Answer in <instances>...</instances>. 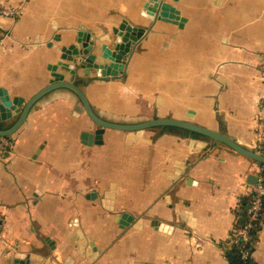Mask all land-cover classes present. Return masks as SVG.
Here are the masks:
<instances>
[{
	"label": "crops",
	"instance_id": "1",
	"mask_svg": "<svg viewBox=\"0 0 264 264\" xmlns=\"http://www.w3.org/2000/svg\"><path fill=\"white\" fill-rule=\"evenodd\" d=\"M22 1L0 0V9L22 3L18 19L0 15V103L22 98L23 106L55 71L69 80L60 62L74 63L62 48L80 31L97 42L126 22L145 34L119 76L76 66L98 115L186 120L248 148L264 139V0H166L179 11L173 21L144 15L148 0ZM79 106L74 92L55 89L7 137L0 264H232L231 236L261 164L176 127L98 137ZM251 264H264V219Z\"/></svg>",
	"mask_w": 264,
	"mask_h": 264
},
{
	"label": "water",
	"instance_id": "2",
	"mask_svg": "<svg viewBox=\"0 0 264 264\" xmlns=\"http://www.w3.org/2000/svg\"><path fill=\"white\" fill-rule=\"evenodd\" d=\"M144 8L143 14L150 16L152 20L155 18L166 21L179 19V11L166 0H148L144 4ZM144 34L145 30L135 26L131 27L126 22H123L119 27L112 28L111 35H98L99 41L97 42L95 36L84 31L78 32L77 40L70 46L63 47L61 53L63 59L74 63L60 62L64 69L71 72L72 76L69 80H66L62 73L53 72L54 79L33 95L23 106L24 100L22 98H14L13 100H10L9 97L1 98L0 120L12 118L14 114L17 115V118L9 127L0 128V137H9L15 134L25 122L31 108L44 95L58 88H66L74 92L81 101V106L77 107V111H85L99 126L98 131H96V136L98 137L101 136L105 129L125 131L130 133L132 138H135L136 135L141 136L146 129L176 127L210 138L217 143H223L237 153L264 164L263 154L237 143L220 131L211 130L190 121L167 117L151 118L136 123L115 122L97 114L85 91L77 84L76 66L79 64L80 67L85 69L86 73L89 72V69L94 68L98 72L99 77L105 79L115 78L124 71V58L130 53L131 45L135 44ZM53 69L56 70L57 66H54ZM188 142L193 147H199L200 143L198 142L202 141H196L192 138L188 139ZM123 216L125 220L121 221L122 224H127L132 219V216L127 213H124Z\"/></svg>",
	"mask_w": 264,
	"mask_h": 264
},
{
	"label": "built area",
	"instance_id": "3",
	"mask_svg": "<svg viewBox=\"0 0 264 264\" xmlns=\"http://www.w3.org/2000/svg\"><path fill=\"white\" fill-rule=\"evenodd\" d=\"M27 0H23L25 2ZM22 14V3L19 6H3L0 9V15L18 19ZM4 34H0V46L3 44ZM264 109V104H263ZM11 140L7 137L0 138V151L10 148ZM256 152L264 155V139L258 141L254 148ZM252 198L247 209L244 211L246 222L237 225L231 236V245H237L239 248V264H251L253 251L255 248L254 238L260 230L261 220L264 216V164H261L257 175V182L251 190ZM4 229V218L0 211V236Z\"/></svg>",
	"mask_w": 264,
	"mask_h": 264
},
{
	"label": "trees",
	"instance_id": "4",
	"mask_svg": "<svg viewBox=\"0 0 264 264\" xmlns=\"http://www.w3.org/2000/svg\"><path fill=\"white\" fill-rule=\"evenodd\" d=\"M8 127V126H7ZM0 128H6V127H3L2 125H0ZM193 134H196V133H193ZM252 198V194H249V196L245 197L244 198V211L247 209L249 203H250V200ZM264 219V216L262 218L261 221H263ZM247 218L245 217V214L243 213V219L242 221L240 222V225L244 224L246 222ZM256 240V236L254 238V241ZM231 261H232V264H239L240 263V257H239V248L237 245H233L232 247V252H231Z\"/></svg>",
	"mask_w": 264,
	"mask_h": 264
}]
</instances>
